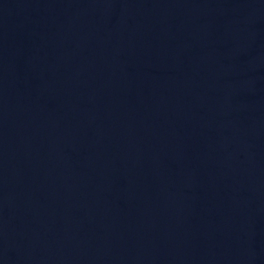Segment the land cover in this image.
<instances>
[{
  "label": "water",
  "instance_id": "1",
  "mask_svg": "<svg viewBox=\"0 0 264 264\" xmlns=\"http://www.w3.org/2000/svg\"><path fill=\"white\" fill-rule=\"evenodd\" d=\"M0 264H264V0H0Z\"/></svg>",
  "mask_w": 264,
  "mask_h": 264
}]
</instances>
